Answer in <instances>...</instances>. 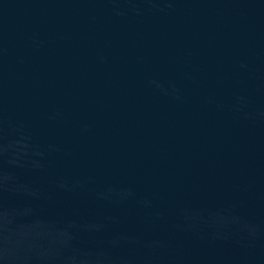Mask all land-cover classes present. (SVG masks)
I'll return each mask as SVG.
<instances>
[{
  "label": "water",
  "instance_id": "water-1",
  "mask_svg": "<svg viewBox=\"0 0 264 264\" xmlns=\"http://www.w3.org/2000/svg\"><path fill=\"white\" fill-rule=\"evenodd\" d=\"M0 264H264V0H0Z\"/></svg>",
  "mask_w": 264,
  "mask_h": 264
}]
</instances>
